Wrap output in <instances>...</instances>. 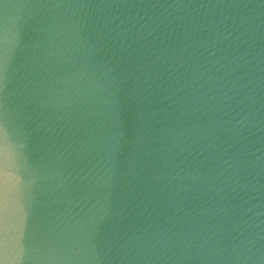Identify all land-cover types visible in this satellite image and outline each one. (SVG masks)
I'll return each instance as SVG.
<instances>
[{
	"label": "water",
	"instance_id": "1",
	"mask_svg": "<svg viewBox=\"0 0 264 264\" xmlns=\"http://www.w3.org/2000/svg\"><path fill=\"white\" fill-rule=\"evenodd\" d=\"M0 264H264V0H0Z\"/></svg>",
	"mask_w": 264,
	"mask_h": 264
}]
</instances>
